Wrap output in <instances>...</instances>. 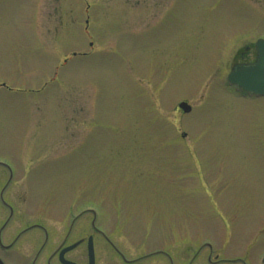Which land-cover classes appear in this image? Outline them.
<instances>
[{
	"label": "rangeland",
	"instance_id": "1",
	"mask_svg": "<svg viewBox=\"0 0 264 264\" xmlns=\"http://www.w3.org/2000/svg\"><path fill=\"white\" fill-rule=\"evenodd\" d=\"M152 1L0 0V157L43 170L50 196L87 205L130 253L156 250L139 264H187L202 242L251 264L264 251V96L225 75L238 46L264 38V12L171 0L137 19ZM92 235L96 264H121Z\"/></svg>",
	"mask_w": 264,
	"mask_h": 264
},
{
	"label": "flooded vegetation",
	"instance_id": "2",
	"mask_svg": "<svg viewBox=\"0 0 264 264\" xmlns=\"http://www.w3.org/2000/svg\"><path fill=\"white\" fill-rule=\"evenodd\" d=\"M172 4L171 0H154L147 6H139L137 19L140 12L150 11L147 22L151 16H157L159 7ZM260 12H264V0H258ZM137 6V5H135ZM150 27L148 23L145 28ZM236 43V42H231ZM252 44V43H251ZM256 46L245 44L238 46L233 54L230 68L236 64L249 63L255 60ZM214 70V69H213ZM211 86V85H210ZM227 89L238 93L242 97L259 98L255 94H249L233 86L226 85ZM229 90V91H230ZM32 151L40 154V149L24 151L27 156ZM56 151V149H46ZM69 150L63 149L62 153ZM61 154V153H60ZM44 171L31 166L28 163L14 164L10 160L0 157V264H90L89 239L96 234L103 240L102 256L109 257L121 264H139L149 261L151 254L156 250L144 248L139 253H130L122 248L118 242L99 226H95L92 220L83 219L88 214L89 208L82 203L76 208L73 202L66 203L61 197L52 192H47L44 183ZM64 184V181L61 180ZM45 185V186H44ZM58 198L59 200H57ZM55 201L52 202V200ZM46 201V203H45ZM81 219L85 225L76 230V223ZM92 230V234L90 231ZM94 247V264H96V250ZM203 254V261L207 264H226L219 254L220 252L210 244L199 245L189 257L187 264H193V258ZM206 257V258H205ZM167 264H177V259L168 256ZM248 264V263H244ZM251 264H264V251L257 254V259Z\"/></svg>",
	"mask_w": 264,
	"mask_h": 264
},
{
	"label": "water",
	"instance_id": "3",
	"mask_svg": "<svg viewBox=\"0 0 264 264\" xmlns=\"http://www.w3.org/2000/svg\"><path fill=\"white\" fill-rule=\"evenodd\" d=\"M256 46V61L247 65L242 64L233 67L228 74V80L249 92L264 94V40H258ZM178 106L183 111H189L191 108L190 105L184 101L180 102ZM89 258L90 264H93V247L91 239L89 243Z\"/></svg>",
	"mask_w": 264,
	"mask_h": 264
}]
</instances>
